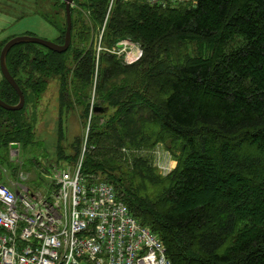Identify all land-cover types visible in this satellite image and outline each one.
Instances as JSON below:
<instances>
[{
  "label": "trees",
  "instance_id": "16d2710c",
  "mask_svg": "<svg viewBox=\"0 0 264 264\" xmlns=\"http://www.w3.org/2000/svg\"><path fill=\"white\" fill-rule=\"evenodd\" d=\"M194 1L163 8L146 0H72L65 52L13 46L6 65L25 101L19 111L0 107V169L15 172L2 156L10 144L33 145L28 108L37 109L55 79L58 159L79 160L83 138L70 144L71 154L61 145V117L79 106L88 121L82 174L114 187L171 264H264V0ZM10 2L18 1L0 5ZM20 2L63 43V0ZM101 32L105 48L129 39L141 57L124 64L96 53ZM0 100L18 102L3 78ZM161 143L176 160L165 176L132 153Z\"/></svg>",
  "mask_w": 264,
  "mask_h": 264
},
{
  "label": "built area",
  "instance_id": "2783aa9c",
  "mask_svg": "<svg viewBox=\"0 0 264 264\" xmlns=\"http://www.w3.org/2000/svg\"><path fill=\"white\" fill-rule=\"evenodd\" d=\"M146 2L164 8L195 1ZM101 34L96 53L124 56L127 64L141 57L139 44L129 39L103 47ZM81 163L82 157L54 175L46 194L18 197L0 184V264H171L163 244L129 214L113 186L83 175Z\"/></svg>",
  "mask_w": 264,
  "mask_h": 264
},
{
  "label": "rangeland",
  "instance_id": "374dc122",
  "mask_svg": "<svg viewBox=\"0 0 264 264\" xmlns=\"http://www.w3.org/2000/svg\"><path fill=\"white\" fill-rule=\"evenodd\" d=\"M17 1V5L11 2L2 7L0 5V10H4L0 11V41L7 38L30 35L55 43L58 37L56 29L48 24L39 14H25L23 6L27 2L20 5V0ZM110 1L113 2V0ZM29 6H26V9L29 8ZM48 12L51 17L52 13H50V10H48ZM23 13L25 14L24 17L20 18V15ZM102 45L104 46V44ZM107 47L114 48L115 44L111 46L107 45ZM122 53L127 56L125 52ZM131 58L132 57H127L126 61L128 62ZM119 59H121V62L124 64H127L124 56H121ZM57 101L58 83L57 80L54 79L48 82L46 91L38 102L37 109L28 108V113L32 112L30 119L34 127L33 145L27 148L18 147L17 155L12 153L13 150H10V148L8 149V155L3 153L2 156L5 160L10 161L11 159L13 162L11 168L14 169L15 172L10 175L9 167L2 165V167H7L8 170L4 169L5 167L0 169V172H2V175L0 174V183L10 187H16V183H20L23 186H27V188H31L33 193L38 192L46 194L53 189L51 187L53 176L59 171L71 166L59 160L56 153L58 134L57 122L59 119ZM69 109L70 110L67 109L61 117L64 125V135L61 145L65 154H71L73 152V148L70 144L76 140V138H83V141L85 140L88 127V121L85 122L81 118V107L73 106ZM81 152H83V148ZM132 153L146 158L160 176L169 174L176 166V160L164 148L162 143L157 144V147L152 150L141 152L134 150ZM80 158L81 153L78 155V159ZM144 186L147 188L148 184ZM18 191H21V188L18 189Z\"/></svg>",
  "mask_w": 264,
  "mask_h": 264
},
{
  "label": "water",
  "instance_id": "95a60500",
  "mask_svg": "<svg viewBox=\"0 0 264 264\" xmlns=\"http://www.w3.org/2000/svg\"><path fill=\"white\" fill-rule=\"evenodd\" d=\"M64 3V11H65V33H64V40L62 44H57L54 42H50L47 40H43L40 38H36L30 35L18 36L10 38L1 48L0 51V74L2 78L14 89L18 96V102L15 105H8L2 100H0V107L6 111H19L24 106V95L20 90L19 86L16 84L14 78L10 75L7 65H6V56L8 51L15 45L26 43V44H34L41 47H44L50 51L56 53L65 52L69 45H70V38H71V13L70 9L72 6V0H63ZM100 111V108H95L94 112ZM10 150H13L12 153L17 155L18 153V144L13 143L9 146ZM11 153V154H12ZM10 154V155H11ZM18 194V192H17Z\"/></svg>",
  "mask_w": 264,
  "mask_h": 264
},
{
  "label": "crops",
  "instance_id": "0c3cea01",
  "mask_svg": "<svg viewBox=\"0 0 264 264\" xmlns=\"http://www.w3.org/2000/svg\"><path fill=\"white\" fill-rule=\"evenodd\" d=\"M1 78H2V76H1ZM1 81V80H0Z\"/></svg>",
  "mask_w": 264,
  "mask_h": 264
}]
</instances>
